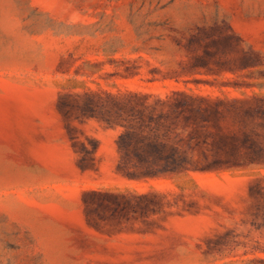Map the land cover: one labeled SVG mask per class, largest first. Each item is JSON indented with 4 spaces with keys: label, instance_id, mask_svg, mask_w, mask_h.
I'll return each instance as SVG.
<instances>
[{
    "label": "rangeland",
    "instance_id": "obj_1",
    "mask_svg": "<svg viewBox=\"0 0 264 264\" xmlns=\"http://www.w3.org/2000/svg\"><path fill=\"white\" fill-rule=\"evenodd\" d=\"M0 264H264V0H0Z\"/></svg>",
    "mask_w": 264,
    "mask_h": 264
}]
</instances>
